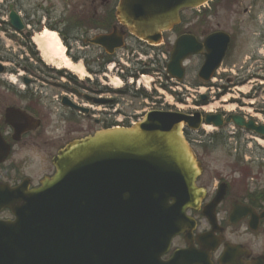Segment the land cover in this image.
Masks as SVG:
<instances>
[{"label": "water", "instance_id": "obj_1", "mask_svg": "<svg viewBox=\"0 0 264 264\" xmlns=\"http://www.w3.org/2000/svg\"><path fill=\"white\" fill-rule=\"evenodd\" d=\"M207 1L121 0L117 15L139 39L154 43L179 22L181 9ZM9 19L13 28L24 29L13 6ZM91 41L113 47L123 44L122 35L114 33ZM229 43L230 35L223 31L203 42L194 35H181L167 72L183 79V60L203 53L198 76L209 81ZM202 122L216 127L233 123L264 136L263 124L240 114L203 118L201 112L154 110L131 128L101 130L74 140L56 156V175L42 188L26 192V205L12 204L9 194H3L1 199H9L4 204L16 219L0 221V264H212L214 243L176 250L163 259L173 237L186 232L191 222L186 209H197L205 194L196 186L201 167L183 134L184 125L197 129ZM217 201L218 197L212 209Z\"/></svg>", "mask_w": 264, "mask_h": 264}, {"label": "flooded vegetation", "instance_id": "obj_2", "mask_svg": "<svg viewBox=\"0 0 264 264\" xmlns=\"http://www.w3.org/2000/svg\"><path fill=\"white\" fill-rule=\"evenodd\" d=\"M26 1L31 4L29 0ZM118 2L119 0H83L82 4H73V9H79L73 17H63L57 24L62 22L64 30L76 31L71 35V39L75 41L79 34L87 36L90 33L104 31L109 26L114 27L115 23L118 24L115 15ZM48 4L55 6L51 0H48ZM31 8L32 6L25 14V20L30 27L22 35V42L28 50L26 57L7 51L0 52V61L7 63L8 66L5 68L6 71L22 68L27 75L18 79L24 83V87H21V85L15 86L9 83L4 73L0 74V185H7L10 188L23 184L29 185L30 188L39 187L46 177L54 174V157L64 145L75 138L93 133L92 121L99 128L109 125V113L105 110H102L99 118L95 119L94 109H89V114L70 109V115L65 117L69 130L62 133L60 122H63V115H58L51 108H46L44 97L39 89L40 85L46 81V68L38 62V53L28 36L39 27L40 22H46V20H42L39 10L34 13L35 10ZM45 12L48 15L51 13L49 9ZM185 25L190 27H183L184 30L197 34L192 19L187 21L185 18ZM69 37V34L64 36L68 39ZM86 39L87 37L84 42ZM243 80L244 78L229 80L226 88L231 89L230 85H240L237 89H241L244 86ZM78 85L85 86L83 83ZM92 93L106 95L102 91ZM236 103L244 105L250 103V100L236 99ZM261 110L264 111V108ZM75 117L86 118L91 123L86 130H81L78 134L76 132L73 136V125L78 122ZM50 121L53 122L52 126L49 124ZM186 133L189 134V130H186ZM204 151L206 153L209 151L207 145ZM203 158L199 159L202 174L198 185L207 188L208 194L202 200L199 210L188 211L196 221L191 243L199 246L197 234H210L216 245L212 252L214 264H264V217H260L264 212V180L259 178L264 172V163L260 164L259 173L252 178L253 181L248 184L244 182L238 184L239 182L218 172L211 177V180L206 179L207 166ZM237 161L245 166L243 169L248 168L244 175L248 174L251 179L252 176L249 174L254 161L248 159H237ZM235 173L241 174L240 170ZM213 179L217 183L210 190ZM221 184L226 185L221 189ZM218 194L220 200L215 206L213 225L205 213L207 206ZM0 219H12L10 210L3 209L0 212ZM187 245L186 236L181 234L174 239L172 251Z\"/></svg>", "mask_w": 264, "mask_h": 264}, {"label": "rangeland", "instance_id": "obj_3", "mask_svg": "<svg viewBox=\"0 0 264 264\" xmlns=\"http://www.w3.org/2000/svg\"><path fill=\"white\" fill-rule=\"evenodd\" d=\"M6 1L1 4L5 7H1L0 5V48L6 50L8 48L7 46L11 44V39L14 44L13 46H10L9 51L15 53V55L17 54L20 56L25 55L23 44L21 42L22 34L13 32L7 22L4 21L8 11V6L11 3L16 5V10H19L23 17H25L26 12L30 9L31 6V9L35 10L33 11L34 13H37L36 10H39L42 13L41 14L40 12H38L40 15H42V20H44V18L47 19V22L45 23L40 22V26L43 29L44 27H55L57 22L63 17H73L79 10L77 8L73 9V4H82L83 2V0H51L55 3V6H53L48 4V0H29L31 4H29L26 0ZM228 5L229 4H220L218 7L210 11V8L212 6L211 4H208L204 6L205 8H198L197 10L195 9L186 11L184 13V16L187 20H189L192 16L196 20L197 18H195V16L200 12H211L208 17H205V19L202 20V24L206 23L205 25H198V20L194 21L193 27H195V32L201 37H204L205 34L218 29L227 31L233 37V44L226 59L215 74L214 80L212 79V81L209 82L210 88H207L209 86H201L202 80L198 78L197 72L201 66L202 59H199L197 57H194L185 63L186 76L181 83L170 81L168 82V84L166 80L163 79L165 64L167 63L169 56V53L165 52L171 51L174 40L179 34V31L181 32L183 28L175 33L172 31L167 32L162 42L154 47H148L145 43L128 34L126 46L122 50L118 51L114 59H116L119 63H126L127 66L125 64L123 65L126 67H130L131 70L134 71L140 69V65L148 66L149 69H152L154 71V73L150 75L153 78V82L151 78V82H149L151 83V86L149 89H147L143 87L142 84L138 86L137 80H135L132 84L133 87H131L129 90V95L126 96H116L114 93L107 94L108 97H114L118 101V103L110 108V113L112 115L109 117L110 123L113 122L115 116H118L113 115V111L115 110V108L121 111L123 115H134L136 113V115H134L136 116L135 119H137V117H140L141 119L145 112L152 109L180 110L185 113H189L195 110L203 111L200 107H197L195 102L199 98V90L202 92L207 91L209 95L208 104L214 105L219 101V97H216L219 93L218 87L225 83L228 78H243L251 73H256L257 75L250 77L251 81L247 84L246 87L242 88V92L238 91L236 93L234 92V90H231L228 94H226V96L224 94V96L229 100V103L222 102L220 105H223V107L215 108L214 111H222L224 113H242L247 117L252 116L260 123H264V111H261V108L264 107V48L261 46L262 39L256 35L257 31L259 30V16L264 13V0H241L236 5ZM43 9H45V11L46 9H49V11L51 12L50 15L45 14V11ZM245 10L247 11L244 12ZM59 24L60 28L58 29L63 31L64 24L62 22H60ZM115 25L118 24L115 23ZM204 28H206L207 30H203ZM3 32L4 34H2ZM10 35L14 37L10 38ZM86 37L87 36L85 35L79 34L77 41H72L73 45L72 51L70 53L73 54V56L79 55L78 57H82L81 59L88 57V59H85V69L88 72L86 74L91 75V78H89V76L80 77L79 75L74 74L66 69L61 70L66 71L74 76L77 81H81V78H84L85 80L90 82H94L93 79L98 81L99 83H97V85L95 86L90 84V87H77V90L79 91L90 93V89H94V91L100 90V83L108 85L107 82L109 79L112 82L114 76L116 75V68L112 71L104 68V73L108 74L109 79H107L103 74L95 73L100 68L98 65L103 62V58L97 55L101 52L100 49L93 46H85L84 40ZM151 59H153L154 61H152ZM47 67L46 81L48 82H46V85L47 89L50 90L47 97H44L43 95L42 96L44 97L46 108H51L53 111L61 110L63 108H61L60 106V98H56L57 94L59 96L61 93H65L73 98H75V96L72 95L70 90H66L62 86H52V84H55L56 82L62 83V81L56 77L58 73L51 71H57L58 69H56L55 67L53 68L52 66ZM19 72H23V70L19 69ZM11 74L12 73H9V75ZM142 75L143 74H140L138 76V79L141 78ZM128 82V80L123 82L121 81V85L119 86H123L124 84L125 86L130 85ZM140 82H143V80L140 79ZM160 83L166 85L168 87L167 89H170V91H173L170 87L175 89L177 93V95H175V99L171 98L169 95H163L158 91L159 89H155V85L159 87ZM257 86L261 88H258L256 90ZM109 87L112 90H116V87L114 85H111ZM203 88L207 90H204ZM137 89L147 93L148 95H150V97L147 99L136 97L134 95V92ZM255 90L256 96H253L251 99L252 101H254V103L245 105L246 107L244 110L240 111L238 107H234V109L227 108L228 105H235V102H232L234 101L233 96H243L244 93H254ZM179 98L183 99V101L179 102ZM77 102L80 101L77 100ZM96 107H101L102 109L104 108V106ZM255 107H257L258 109H256ZM95 115V119H98L99 115ZM75 118L78 120V122L77 124L73 125V136L76 135V132L78 134L81 130H86L91 123V121L86 118ZM52 121L49 122L51 126L53 123ZM60 124L62 133H65L69 130V125L64 123V120L63 122H60ZM92 128L93 130L100 129L98 128V125H95L93 123V121ZM223 130V133L227 136V140L225 141L226 143L223 145L215 146V148L210 149L207 153L203 148H200L197 143H194L199 157L205 158H203L207 166L205 178L211 180V177L218 172L225 177L231 178L237 183L239 182L238 184H242L243 182L245 184H248L250 181H253L252 178H255V176H257V174L259 173L258 171L260 169V165L255 163L252 164V174L250 175L252 176L251 179L248 178L246 180H243L245 170L248 168L243 169L245 168V166H243L242 163H239L237 159H239V156L242 155L243 159H248L249 161H264V146L258 144L250 133L237 131L238 138L233 139L229 138L231 136V128L227 127ZM202 131L203 132H192V135H189L188 138L199 140L200 137H204V135L216 133V130L208 127H205L204 129H202ZM239 170L241 174L235 173ZM259 178L261 180H264V172L260 174ZM215 185L216 180L213 179L211 188H213Z\"/></svg>", "mask_w": 264, "mask_h": 264}, {"label": "bare ground", "instance_id": "obj_4", "mask_svg": "<svg viewBox=\"0 0 264 264\" xmlns=\"http://www.w3.org/2000/svg\"><path fill=\"white\" fill-rule=\"evenodd\" d=\"M33 40L40 51L42 58L49 65L55 66L57 68H65L73 73L79 75L80 77L87 76V72L81 63H74L67 55L66 48L62 43L60 36L56 31L49 28H44L41 32L36 33ZM115 87L121 85V81L114 78L111 82ZM226 101L224 98L222 101L215 103L214 105H208L205 109L208 111H214L215 108L221 107L220 104ZM234 105H228L227 108L234 109ZM208 128H213L212 126H206ZM259 144L264 146V140L257 138Z\"/></svg>", "mask_w": 264, "mask_h": 264}, {"label": "trees", "instance_id": "obj_5", "mask_svg": "<svg viewBox=\"0 0 264 264\" xmlns=\"http://www.w3.org/2000/svg\"><path fill=\"white\" fill-rule=\"evenodd\" d=\"M236 1H238V0H215V3L213 4V6L220 5V4L221 5H225V4L231 5L232 3H235Z\"/></svg>", "mask_w": 264, "mask_h": 264}]
</instances>
